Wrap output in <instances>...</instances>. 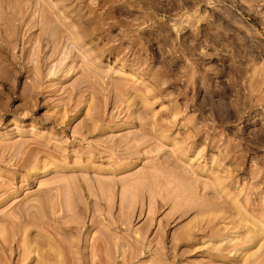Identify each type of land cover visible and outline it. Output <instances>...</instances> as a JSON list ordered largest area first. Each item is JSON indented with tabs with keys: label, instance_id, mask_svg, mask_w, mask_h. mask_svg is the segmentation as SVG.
<instances>
[{
	"label": "rangeland",
	"instance_id": "374dc122",
	"mask_svg": "<svg viewBox=\"0 0 264 264\" xmlns=\"http://www.w3.org/2000/svg\"><path fill=\"white\" fill-rule=\"evenodd\" d=\"M0 264H264V0H0Z\"/></svg>",
	"mask_w": 264,
	"mask_h": 264
}]
</instances>
